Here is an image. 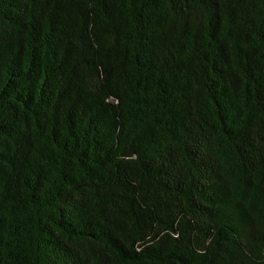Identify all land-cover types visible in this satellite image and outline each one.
I'll list each match as a JSON object with an SVG mask.
<instances>
[{"label":"trees","instance_id":"1","mask_svg":"<svg viewBox=\"0 0 264 264\" xmlns=\"http://www.w3.org/2000/svg\"><path fill=\"white\" fill-rule=\"evenodd\" d=\"M0 264H264V0H0Z\"/></svg>","mask_w":264,"mask_h":264}]
</instances>
